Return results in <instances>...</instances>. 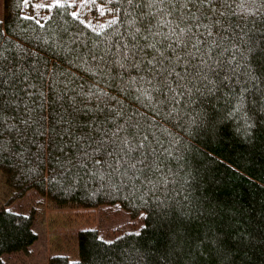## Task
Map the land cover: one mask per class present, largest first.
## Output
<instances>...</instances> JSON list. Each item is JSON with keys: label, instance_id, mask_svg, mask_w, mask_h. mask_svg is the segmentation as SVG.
<instances>
[{"label": "trees", "instance_id": "trees-1", "mask_svg": "<svg viewBox=\"0 0 264 264\" xmlns=\"http://www.w3.org/2000/svg\"><path fill=\"white\" fill-rule=\"evenodd\" d=\"M3 0L0 264L29 190L114 204L47 264H264V0Z\"/></svg>", "mask_w": 264, "mask_h": 264}, {"label": "rangeland", "instance_id": "rangeland-1", "mask_svg": "<svg viewBox=\"0 0 264 264\" xmlns=\"http://www.w3.org/2000/svg\"><path fill=\"white\" fill-rule=\"evenodd\" d=\"M49 0H35L36 7ZM3 0H0V18L3 17ZM4 187L0 182V206L3 204ZM9 207L29 212L36 211L34 228L37 240L27 251L6 255L12 264H47L51 254L79 257L77 231L83 227H96L103 236H114L123 229L141 225L140 218L132 219L127 211L114 204L97 207L59 206L36 190H29L13 201Z\"/></svg>", "mask_w": 264, "mask_h": 264}]
</instances>
